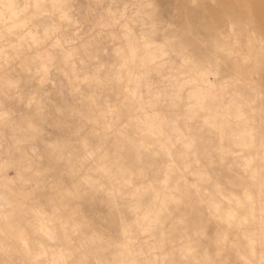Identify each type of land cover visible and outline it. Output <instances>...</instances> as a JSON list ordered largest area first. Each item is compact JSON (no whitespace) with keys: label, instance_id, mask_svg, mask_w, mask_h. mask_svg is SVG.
<instances>
[{"label":"rangeland","instance_id":"374dc122","mask_svg":"<svg viewBox=\"0 0 264 264\" xmlns=\"http://www.w3.org/2000/svg\"><path fill=\"white\" fill-rule=\"evenodd\" d=\"M0 264H264V0H0Z\"/></svg>","mask_w":264,"mask_h":264}]
</instances>
